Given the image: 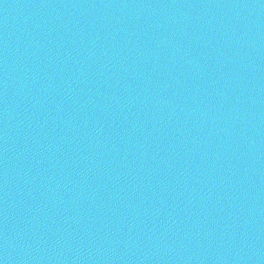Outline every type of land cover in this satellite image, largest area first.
Masks as SVG:
<instances>
[{"label": "water", "instance_id": "water-1", "mask_svg": "<svg viewBox=\"0 0 264 264\" xmlns=\"http://www.w3.org/2000/svg\"><path fill=\"white\" fill-rule=\"evenodd\" d=\"M0 264H264V0H0Z\"/></svg>", "mask_w": 264, "mask_h": 264}]
</instances>
